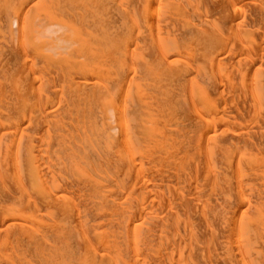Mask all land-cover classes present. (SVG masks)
Wrapping results in <instances>:
<instances>
[{"label":"bare ground","instance_id":"6f19581e","mask_svg":"<svg viewBox=\"0 0 264 264\" xmlns=\"http://www.w3.org/2000/svg\"><path fill=\"white\" fill-rule=\"evenodd\" d=\"M31 2L0 0V264H264V0Z\"/></svg>","mask_w":264,"mask_h":264},{"label":"rangeland","instance_id":"374dc122","mask_svg":"<svg viewBox=\"0 0 264 264\" xmlns=\"http://www.w3.org/2000/svg\"><path fill=\"white\" fill-rule=\"evenodd\" d=\"M36 3V0H32L31 4ZM40 23V25H39ZM58 19L56 20H42V21H38L36 20L32 26V33L29 31L28 34H32L31 36H33L32 38H34V41H39V42H47L48 43V53H51L52 55L55 54L54 56H56V54L59 56L62 54V56L66 55L70 50L69 49H62L61 46H63V43L61 42V38L62 37V32L60 30H58ZM38 26V27H37ZM39 31V33H38ZM38 33V34H37ZM36 36V37H34ZM67 52V53H66ZM66 53V54H65ZM79 74V73H78ZM81 76H83V72L79 74ZM78 75H76L77 77ZM74 77H70L71 79H74ZM28 81V80H27ZM60 95V92H59ZM97 137V136H96ZM95 137V138H96ZM80 179H83L86 177V175L81 174V172L79 173ZM95 185V189L94 190H98L99 189V184L98 183H94Z\"/></svg>","mask_w":264,"mask_h":264}]
</instances>
